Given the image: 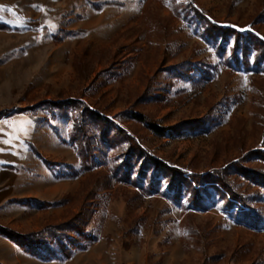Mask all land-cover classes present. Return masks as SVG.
Masks as SVG:
<instances>
[{
	"label": "rangeland",
	"instance_id": "374dc122",
	"mask_svg": "<svg viewBox=\"0 0 264 264\" xmlns=\"http://www.w3.org/2000/svg\"><path fill=\"white\" fill-rule=\"evenodd\" d=\"M0 6V225L31 234L72 223L84 234L70 258L0 234V264H264V188L239 173L264 172L255 154L264 150V63L228 66L219 50L230 54L235 36L207 32L210 22L264 40V0ZM86 110L99 116L84 124L88 171L73 118ZM127 163L129 179L117 170ZM168 168L184 178L228 171L262 227L233 217L240 206L228 209L217 184L194 208L186 188L169 189Z\"/></svg>",
	"mask_w": 264,
	"mask_h": 264
},
{
	"label": "trees",
	"instance_id": "16d2710c",
	"mask_svg": "<svg viewBox=\"0 0 264 264\" xmlns=\"http://www.w3.org/2000/svg\"><path fill=\"white\" fill-rule=\"evenodd\" d=\"M209 25L210 26L207 32L212 37H214L215 40L219 38V36H223L225 40L229 35L235 36L234 46L230 54H227L224 51L223 45L219 50L220 58L228 66H231L234 69H240L241 65H244V67H246L247 69L253 68L256 70L262 69L264 67H262V64L264 63V40L259 39L252 32L243 34L242 32L231 29L229 27L223 28L210 22ZM5 28H7V26L0 24V29ZM227 33L229 35H227ZM239 53L240 55H242V59H240ZM251 55H253V63L251 60ZM71 103L75 104L77 102ZM62 105L64 106V104ZM23 110L24 109L22 108L18 109L19 112ZM93 116L97 118L99 117L95 113L89 112L87 110L86 112H82L80 116H75V114L73 115L76 129L78 130L77 133L80 137L79 142L81 150L79 156L82 160L84 170L87 171L92 168L94 160L92 152L93 148L90 144V138L85 131L84 124H86V122H91ZM134 118L137 121L149 125L156 134H164L168 129L160 128L152 124L151 122H148L147 119L141 114L134 115ZM134 151H136V149L130 147L128 148L127 153L131 155ZM138 151H140L139 155L143 154L141 150ZM255 154L258 155V158L264 161V150H259L255 152ZM127 165V167L119 166V168L117 169L119 173H122L124 175L125 179H129L130 177L129 166H131V164L127 163ZM157 165L158 167H161V164L158 163ZM236 165L240 167L238 163ZM242 169L243 170L239 171V173H241L253 183L264 188V172L251 169L246 170L245 168ZM166 170L172 175L169 182V189L171 191H174L175 193L180 194L181 191L185 190L186 188V192L189 195V204L194 208L203 209L206 207L205 199L203 197V194L207 192L205 186L207 184H217V186L221 187L224 190V192L220 190L221 193L227 196V198H225L228 209H235L234 207H236L237 205L240 206V210L234 212L233 217L247 223L248 225L257 228L262 227V216L259 212L256 211L251 202L245 196L234 189L233 185L227 178L226 174L228 171H224V169H221L219 171H212L206 174H194L190 178H184L175 170H171L169 168ZM77 233H79V236H81L82 238L84 237L83 232H81L78 227H76L72 223H67L60 226H52L40 232L31 234L18 233L12 229L0 225V234L7 237L10 241H12L24 251L34 252V250L40 246L52 244L57 245L67 258H70L72 254V250H70V247L76 245L77 237H75L74 235H77ZM51 253L56 254L54 251H51Z\"/></svg>",
	"mask_w": 264,
	"mask_h": 264
},
{
	"label": "snow or ice",
	"instance_id": "6c2138e0",
	"mask_svg": "<svg viewBox=\"0 0 264 264\" xmlns=\"http://www.w3.org/2000/svg\"><path fill=\"white\" fill-rule=\"evenodd\" d=\"M3 11H5L4 6H0V12H3Z\"/></svg>",
	"mask_w": 264,
	"mask_h": 264
}]
</instances>
